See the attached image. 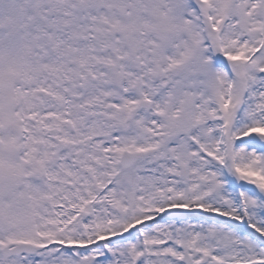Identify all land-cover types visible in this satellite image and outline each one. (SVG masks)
<instances>
[{
	"label": "snow or ice",
	"instance_id": "1",
	"mask_svg": "<svg viewBox=\"0 0 264 264\" xmlns=\"http://www.w3.org/2000/svg\"><path fill=\"white\" fill-rule=\"evenodd\" d=\"M0 264H264V0H0Z\"/></svg>",
	"mask_w": 264,
	"mask_h": 264
}]
</instances>
